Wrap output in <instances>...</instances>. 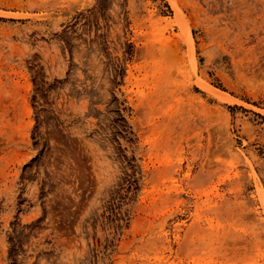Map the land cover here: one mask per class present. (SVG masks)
I'll list each match as a JSON object with an SVG mask.
<instances>
[{
    "label": "rangeland",
    "instance_id": "374dc122",
    "mask_svg": "<svg viewBox=\"0 0 264 264\" xmlns=\"http://www.w3.org/2000/svg\"><path fill=\"white\" fill-rule=\"evenodd\" d=\"M0 264H264V0H0Z\"/></svg>",
    "mask_w": 264,
    "mask_h": 264
},
{
    "label": "bare ground",
    "instance_id": "6f19581e",
    "mask_svg": "<svg viewBox=\"0 0 264 264\" xmlns=\"http://www.w3.org/2000/svg\"><path fill=\"white\" fill-rule=\"evenodd\" d=\"M190 33V32H189ZM188 37H190L189 35H188ZM190 40V39H189ZM206 86V85H205ZM215 92H217V93H219V91L218 90H214Z\"/></svg>",
    "mask_w": 264,
    "mask_h": 264
}]
</instances>
